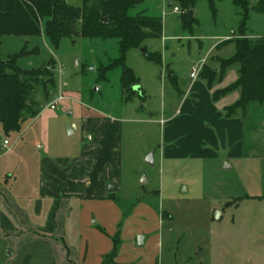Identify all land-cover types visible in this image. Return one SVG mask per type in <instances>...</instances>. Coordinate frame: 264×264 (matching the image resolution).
I'll return each mask as SVG.
<instances>
[{
  "label": "rangeland",
  "instance_id": "1",
  "mask_svg": "<svg viewBox=\"0 0 264 264\" xmlns=\"http://www.w3.org/2000/svg\"><path fill=\"white\" fill-rule=\"evenodd\" d=\"M171 1L144 0L130 11L163 18L161 39L127 53L126 65L140 79L137 92L122 88L120 68L100 76L119 56L117 39L73 36L54 48L44 35L2 38L1 58L9 60L27 47L31 55L19 58L18 65L46 73L49 92L35 86L32 99L41 112L33 118L25 114L19 132L6 136L0 126V264H264V108L244 114L237 156L212 145L207 148L214 157L203 151L171 155L176 143L167 139L163 124L174 115L163 114L176 101L173 73L184 87L194 68H204L214 43L227 36L264 44V14L251 11L248 30L240 32L241 14L232 0L219 1L216 16L207 0H199L196 22L186 30L182 10L175 12ZM81 3L70 0L77 7ZM142 48L160 53L162 64L150 61ZM234 52L229 43L219 55L229 58ZM211 62L214 68L216 58ZM57 101L58 108L50 109ZM89 113L120 122L118 163L106 173V191L70 201L71 214L59 233L48 224L52 201L41 197V161L78 157L82 117ZM5 139L10 145L2 150ZM36 201L43 203L40 216L33 212ZM4 215L14 228L8 223L6 228Z\"/></svg>",
  "mask_w": 264,
  "mask_h": 264
},
{
  "label": "trees",
  "instance_id": "2",
  "mask_svg": "<svg viewBox=\"0 0 264 264\" xmlns=\"http://www.w3.org/2000/svg\"><path fill=\"white\" fill-rule=\"evenodd\" d=\"M81 6L70 4V0H0V126L6 136L19 132L26 121L24 115L36 117L40 106L32 99L35 86L41 84L48 94L49 80L41 70H24L18 59L31 55L25 47L9 60L1 58L2 38L6 35L34 37L44 35L54 48H58L64 38L80 36L86 39H117L119 56L109 66L99 70L105 78L107 73L121 69L120 83L123 89L135 90L140 79L126 65L127 53L139 49L149 39L163 37V18L144 13L131 15L130 11L144 0H81ZM199 0H172V9L182 10L180 19L186 30H192L196 18L191 20L189 11L194 10ZM221 0H207L214 16L217 3ZM240 10V32L248 30L249 14L254 11L264 14V0L256 5L252 0H232ZM169 4V5H170ZM103 18L107 23H102ZM233 43L235 53L229 58H216L218 66H204L200 77L207 81L210 89L221 82L228 69L236 66L239 77L230 86L216 90L214 100L240 90L238 101L226 108L227 118L236 117L238 111L264 108V44H254L247 36L221 42V47ZM148 59L162 64L160 53H147ZM218 67V70L216 68ZM45 72V71H44ZM129 101V99H128ZM117 245V244H116ZM116 252V250L114 251Z\"/></svg>",
  "mask_w": 264,
  "mask_h": 264
},
{
  "label": "crops",
  "instance_id": "3",
  "mask_svg": "<svg viewBox=\"0 0 264 264\" xmlns=\"http://www.w3.org/2000/svg\"><path fill=\"white\" fill-rule=\"evenodd\" d=\"M231 33L234 34V31L231 30ZM228 37L233 38V36H227L224 41L229 40ZM216 38L218 37L216 36ZM221 42L223 41L214 43L212 48L214 53H210V57L202 66L211 64L213 58H223L219 54L228 44L221 47L219 45ZM215 64L218 65L217 62ZM167 68L170 70L169 67ZM238 77V68L236 66L231 67L227 70L224 79L210 89L207 81L202 79L200 75L196 79L190 76L189 83L183 87L179 78H176L173 73L171 81L175 90V105L170 112L167 110L163 112V114H174L163 119V124L166 127L165 136L168 140L176 143L174 146H170L172 151H168L169 154L181 156L184 154L183 152L187 154L193 151H203L208 156L214 157L213 150L207 148L209 145L215 146V148L219 146L228 147L236 156L241 154L245 128L244 114H260L263 108L257 109V107L255 108L257 110L249 108L247 111H238L236 114L240 115L227 118L225 110L238 101L241 95L240 90L229 93L218 101L214 100L213 97L216 90L230 86L237 81ZM206 122L209 123L206 124ZM120 130V122L113 117L101 113L83 115L82 140L84 145L80 155L73 159L70 157L53 160L42 159L40 171L41 197L52 201L48 224L52 228L55 225L54 228L57 227L56 231L59 233L63 232L64 225L71 214L72 208L69 207V204L72 199L92 198L97 196L98 192L106 191L107 183L103 184L106 180V173L110 172V165L115 167L118 163L116 139L119 137ZM216 133H218L219 138ZM42 208L43 203L36 201L33 206L34 214L40 216ZM18 212L26 217L25 221L28 223V228L35 230L27 212L22 209H19ZM3 217H5L3 222L6 228L7 223L9 227L11 226L10 228H14L10 219L6 215ZM67 253L70 254V251Z\"/></svg>",
  "mask_w": 264,
  "mask_h": 264
},
{
  "label": "built area",
  "instance_id": "4",
  "mask_svg": "<svg viewBox=\"0 0 264 264\" xmlns=\"http://www.w3.org/2000/svg\"><path fill=\"white\" fill-rule=\"evenodd\" d=\"M174 10H175V12H178V11H179V8L175 7ZM201 70H202V67L194 68V69L192 70V72H191V75H190L191 78H193V79L198 78L199 75H200ZM61 99H62V98L60 97V100H61ZM58 104H59V101H57V102H55V103H53V104H49V108L52 109V110H56V109L58 108ZM9 145H10V141H9V139H5V140L3 141V146L1 147V149L3 150V149H5V148H7ZM9 149H10V148H9Z\"/></svg>",
  "mask_w": 264,
  "mask_h": 264
},
{
  "label": "water",
  "instance_id": "5",
  "mask_svg": "<svg viewBox=\"0 0 264 264\" xmlns=\"http://www.w3.org/2000/svg\"><path fill=\"white\" fill-rule=\"evenodd\" d=\"M169 7H172V4H170L169 5ZM194 10H190L189 11V16H190V18H191V20H193L194 19ZM108 21H107V19L106 18H103V20H102V23H104V24H106ZM142 52L146 55L147 54V52H146V50L144 49V48H142ZM137 90H139V91H141V89H140V87H137L136 88ZM74 133H73V131H70V135H73ZM152 156H150V161L152 162V158H151ZM111 192H113V191H116V189L115 188H113V187H111L110 189H109ZM141 239L142 238H140V243H141Z\"/></svg>",
  "mask_w": 264,
  "mask_h": 264
}]
</instances>
